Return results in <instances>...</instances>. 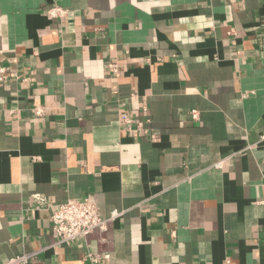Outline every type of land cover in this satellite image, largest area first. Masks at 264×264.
I'll use <instances>...</instances> for the list:
<instances>
[{"label": "crops", "instance_id": "1", "mask_svg": "<svg viewBox=\"0 0 264 264\" xmlns=\"http://www.w3.org/2000/svg\"><path fill=\"white\" fill-rule=\"evenodd\" d=\"M0 67V264H264V0H0Z\"/></svg>", "mask_w": 264, "mask_h": 264}, {"label": "built area", "instance_id": "2", "mask_svg": "<svg viewBox=\"0 0 264 264\" xmlns=\"http://www.w3.org/2000/svg\"><path fill=\"white\" fill-rule=\"evenodd\" d=\"M67 13L66 9L60 6H53L47 10L46 15L51 19L61 20L66 17ZM5 80H7L5 69L0 67V82H4ZM42 113L41 108L34 109L36 116H41ZM191 115L193 119H197L196 110H193ZM121 121L126 125L131 123L130 117L125 114L121 115ZM261 140H264V134L261 135ZM222 166L223 160L213 164L214 168H221ZM32 199L35 205L46 207L50 211L51 229L56 237L52 246L69 245L80 239H86L94 233L105 234L111 224L120 218L123 213L112 210L107 217L102 218L95 203L88 198L70 199L60 204H51L40 194H36ZM41 251L43 249L20 254L3 264H44L38 259ZM85 258L93 262L101 259L99 255L92 252L87 253ZM102 258L106 260L109 258V255L104 254Z\"/></svg>", "mask_w": 264, "mask_h": 264}]
</instances>
